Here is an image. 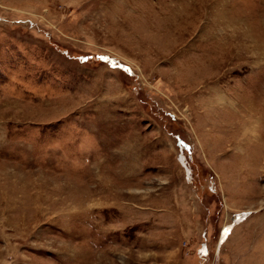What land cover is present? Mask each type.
Returning <instances> with one entry per match:
<instances>
[{
    "label": "rangeland",
    "instance_id": "obj_1",
    "mask_svg": "<svg viewBox=\"0 0 264 264\" xmlns=\"http://www.w3.org/2000/svg\"><path fill=\"white\" fill-rule=\"evenodd\" d=\"M0 264H264V0H0Z\"/></svg>",
    "mask_w": 264,
    "mask_h": 264
}]
</instances>
